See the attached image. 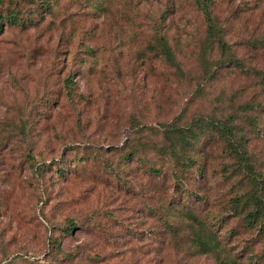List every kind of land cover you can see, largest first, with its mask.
<instances>
[{
  "label": "rangeland",
  "instance_id": "obj_1",
  "mask_svg": "<svg viewBox=\"0 0 264 264\" xmlns=\"http://www.w3.org/2000/svg\"><path fill=\"white\" fill-rule=\"evenodd\" d=\"M51 6L33 25L0 31V264L6 257L23 264L17 254L25 264H215L209 255L171 245L158 211L148 207L151 185L140 163L129 161L117 179L98 158L80 155L89 153L82 150L88 144L100 152L115 147L105 155L113 164L132 143L153 161L148 145L159 136L147 127L220 117L244 101L264 106V88L251 72L264 66V42L262 51L244 47L248 37H264V0H212L244 69L216 68L210 87L201 82L202 65L213 67L220 56L204 45L193 0H54ZM160 34L182 75L148 53ZM133 125L141 130L133 133ZM250 144L264 174V135ZM28 154L49 167L34 173ZM52 157L64 169L60 176ZM213 170L206 171V194L216 210L225 205L228 185ZM66 217L81 225L68 235L56 227L59 249L46 252V227ZM68 251L75 253L64 262Z\"/></svg>",
  "mask_w": 264,
  "mask_h": 264
},
{
  "label": "trees",
  "instance_id": "obj_2",
  "mask_svg": "<svg viewBox=\"0 0 264 264\" xmlns=\"http://www.w3.org/2000/svg\"><path fill=\"white\" fill-rule=\"evenodd\" d=\"M53 1L0 0V31L5 25L20 29L33 25V17L39 16L41 11L49 12ZM193 2L204 23L205 47L210 50L214 48L220 56L215 66L202 65L201 82L208 83L206 86L210 87L216 68L228 65L242 70L244 63L235 57L225 40L224 27L211 11L212 0ZM263 42L264 37H248L244 47L250 45L255 51H262L257 48H261ZM147 51L164 61L175 74H183L182 66L164 35L155 36L147 46ZM251 72L264 88V66H256ZM70 75L64 78L68 95L73 92ZM263 119L262 102L244 101L220 117L212 115L196 118L186 126L169 122L160 125L159 129L147 127L159 136L158 142L148 145L153 161L145 157L143 146L137 148L132 143L125 144L126 151L113 164L105 155L115 150V147L100 152L88 144L82 150L90 149L89 153L80 155V158L87 160L90 155L98 158L103 168L117 179L118 172L129 161L140 163V173L148 177L151 185L148 188V207L158 211L160 225L172 246L189 249L194 253L192 256L209 255L215 264H264V174L255 166L253 153L249 149L252 141L264 135V126H261ZM130 127L131 130L136 128L133 133L141 130L136 125ZM72 146L64 147L72 149ZM217 146L218 152H214ZM53 159L50 158V162L55 165L54 171L60 176L64 169L58 167ZM26 161L32 171L38 174L50 164L33 154H28ZM210 165L216 168V172L213 170L212 173L228 185L225 205H219L216 210L209 204L210 197L206 194V171ZM45 221L48 222V219L45 218ZM80 225L76 218L66 217L58 226L53 224L46 227V252L54 254L59 249L58 236L53 233L56 227L60 235H68ZM152 232L155 234L154 230ZM74 253L65 252L62 260L71 262ZM15 256L23 264L28 261L19 254ZM13 259L6 257L4 264H11Z\"/></svg>",
  "mask_w": 264,
  "mask_h": 264
}]
</instances>
